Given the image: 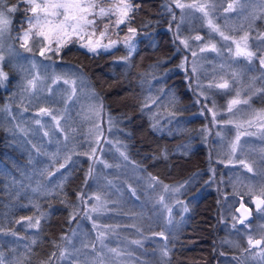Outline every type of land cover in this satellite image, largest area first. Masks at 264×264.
I'll return each instance as SVG.
<instances>
[{
    "label": "trees",
    "instance_id": "1",
    "mask_svg": "<svg viewBox=\"0 0 264 264\" xmlns=\"http://www.w3.org/2000/svg\"><path fill=\"white\" fill-rule=\"evenodd\" d=\"M7 1L8 5L17 6V12L10 13L11 28L17 33L26 30L28 17L33 15L28 10L29 5L18 3V0ZM106 2L108 0L99 3ZM126 3L132 7L125 22L121 23L118 28L113 22L119 19L120 9L111 10L108 15L102 17L90 16V19L95 20V24L88 26L82 33L60 38L58 50V44L51 45L50 57H55L59 63L66 64L67 67L82 71L91 86L100 93H98L100 98L108 105L118 122L116 127L118 136L122 141V148L127 153L130 165L140 178L144 175V178H152L155 182L150 188H157L156 183L159 181L182 180L183 182L186 180L187 188L180 191V197L184 200L186 209L191 213L190 215L188 213L184 226L178 228L176 225L175 229H167L157 219L158 215L145 212L139 205V200L143 199L139 180L134 181L132 178L122 176L120 180L123 186L118 199L110 186L102 192L110 204L106 209L112 208L114 213L119 215V225H121L120 229L113 228L112 231H108L110 226H106L107 244L114 245L118 234L119 238L124 239L125 229H141L143 236L152 234L154 239L142 244L144 246L142 254H138L136 249L137 257L130 254L133 263L224 264L221 259L222 252L225 256H230L232 249L225 245L223 240L244 247L239 235H243V232L236 229L224 230L223 227L217 225V218L212 214L214 210L212 194L199 195L195 198V193L201 188L198 187V182L200 180L207 182L204 173H201L197 179L194 177L193 184L190 182L192 172L201 170L200 166H195L201 162L202 154L198 150L206 138L201 124L209 119L200 114L202 107H199L197 101L187 94L178 82V78L171 77L166 83L169 97L178 100L176 104L166 105L164 103L166 100H171L166 98L167 93L164 96L158 92L154 93L157 89L154 80L160 63L164 62L167 67H172L177 60V55L173 54V48L176 43L180 42L173 30V25L179 19V9L175 8L172 0H126ZM93 11L97 12L96 9ZM193 16L195 18L192 23H199L197 13H193ZM180 17L183 18V13ZM189 17L191 18L190 15ZM259 19L263 20L264 17L260 16ZM218 23L222 24L220 21ZM129 28L135 29V32H130ZM224 29L226 31V27ZM103 30L110 38H117L121 32L128 33L133 48L127 56V62L120 60L126 54L123 44L97 54L81 47L82 36L85 39ZM198 32H201L202 36L220 42L216 34H206L205 26L192 27L190 31L192 34ZM85 42L84 40L83 43ZM2 64L8 76L5 80L6 86L9 77L16 74V70L14 66ZM261 67L264 66H261L260 62L258 65L253 62L246 70V75L234 73L230 76L232 72L230 71L227 76L232 81L244 78L242 83L249 81L257 84L258 88H253L252 93H257L256 100H259L258 104L264 109V69ZM255 73L257 76H254ZM174 75L175 73L172 74ZM205 84L208 85V82ZM166 88L162 85V90ZM221 89L220 97H223L226 95V89ZM3 97L4 93L0 91V234L3 236L0 239V245L5 264H59V242L62 240L64 242V238L75 233L79 226V223L73 226L74 222H71L80 209L76 199L77 193L86 186L91 191L99 192V182L96 178L99 179L101 174L91 177L86 182L82 169V157L84 158L88 151L89 143L86 141L82 155L80 153L73 155L72 168L66 174L59 171L52 180H47L46 169L34 165L30 133L23 135L18 129L21 125L19 119L32 121L31 113L25 111L15 114L14 109H10L9 114L1 113ZM208 107L214 110L213 106L208 105ZM159 117L166 123L165 130L160 125L162 122L157 123ZM120 128L125 130L124 134L120 135ZM23 130L25 131L26 128L23 127ZM209 134L212 136L213 132ZM184 150H186L185 153H183ZM101 167L106 168L107 164ZM110 168L113 167L110 165ZM262 174L263 172L258 171L254 176L256 181L259 177L258 188L259 192L263 191V195H260L261 200H264ZM10 180L16 184L14 191L16 195L13 193L14 196L12 194L9 196L7 189ZM60 181L65 183L64 186H57ZM128 186H131L133 190H130ZM26 208L31 209L30 221L34 222L39 219L37 227L33 230L25 229L24 224L17 220L18 217L25 216ZM82 209L84 213L82 211L79 213L80 222L85 223V204ZM257 211L255 221L260 231L255 233V239L261 241L259 245L262 246L264 245V206ZM133 213L142 220V228H136L131 223L132 226H128L129 217ZM255 213L256 211L253 213L252 220H254ZM187 228L191 231L192 240L196 241L194 244H190L191 241L186 239L189 235ZM4 229L7 232L4 233ZM94 232L92 228L87 230L84 226L81 234L85 243L88 244L91 241V239L87 241V238L93 237ZM79 245V243L75 244L76 248ZM83 248L86 252L82 258L75 256L74 262L96 263V259L86 255L87 246ZM258 258L259 251L251 259L246 260V263L258 264ZM235 260L240 261L238 257H235ZM101 261L103 258L97 257V262Z\"/></svg>",
    "mask_w": 264,
    "mask_h": 264
},
{
    "label": "rangeland",
    "instance_id": "2",
    "mask_svg": "<svg viewBox=\"0 0 264 264\" xmlns=\"http://www.w3.org/2000/svg\"><path fill=\"white\" fill-rule=\"evenodd\" d=\"M238 1L239 0H178L179 3L186 5V7L180 8L177 7V0H172L173 5H175V7L179 9V19L173 25V30L178 35V42L180 43L175 44V47L173 48V54L177 55L176 63H179L183 73L181 79L185 86L187 84L186 87H189L190 91L194 92L195 97H207L209 101L208 104L214 107L213 110L208 106H204L200 109V114L203 117L209 119V122L206 123L205 128H207L210 123L214 125L215 137L213 141L215 142V148L219 146V148L215 149L213 153L207 158L208 164L207 168L204 170V174H207L206 181L208 180V182H204L202 184L198 192L195 193V198H197L199 195L205 196L208 194H212L214 200V210L212 211V214L217 219L223 220L226 223L221 227L228 231H233L235 229H244L246 228V226H242L244 222H240L241 218L239 214L235 213L234 211L236 205L234 200L231 198H227L223 190V186L225 183H222V181H225V178L222 171L226 170V173L229 174V180L237 183L241 180L239 179L241 177V171L246 172L248 175H253L259 171L257 164H264V161H261L257 158L253 159L251 156H248L249 154H247V152H245V154L243 155L242 152V150H247L250 153L260 150L264 151V126L262 125L263 122L258 121L254 118L256 116H264V110L252 109L248 106V103L245 104L242 102L241 105H236V109L234 108L232 109V111H228V105L231 100L241 98L239 100L244 101L247 100V97L244 96L243 98L242 92H239V96L237 97V92L233 91H230L229 93L226 92V95L220 97V94L216 91L211 92V94H207V87L196 86L203 80L204 82H208V80L201 78V71L203 70L202 64L213 61V64H209L210 68H213V65H222L221 63L227 57H232V55L235 54L236 46H234L233 44L229 46L228 44L220 46V44H218L215 39L202 36L201 32L193 34L190 33V31H192V25L188 26L189 24H191V18L188 15V11L190 9H195V7H187V5H194L197 3L206 5V7H208V10L206 11H208L209 15L205 17L202 12L197 13V17H199L201 21L199 26L206 27L207 35L216 34L217 36H219V32L212 31V29L209 27V19L215 25H218L221 31V25L226 26V23L235 24V20H252V18L256 16H250V14L252 13L256 14V11H248L249 7L247 1H243L242 3H240L239 7L237 8L238 11L233 13V11L237 7ZM257 1L258 0H251L252 6L254 8H259V6L261 5L264 8V4H259ZM5 2L9 3L7 0H0V10H4L6 12L8 4ZM123 3H126V0H123ZM123 3L122 0H108V2L106 3H98L96 11H99V7H104L106 10L122 9ZM229 4L233 5V10L226 11ZM182 13L183 18L181 19L180 16ZM6 14L8 15L7 12ZM219 21L221 23L223 21V24L219 25ZM113 24L117 28L121 25V23L117 24L115 21L113 22ZM234 31L235 29L233 30V32ZM23 33L24 31H21L18 33V35H15V33L11 32L8 28V30L4 32L3 36L0 37V55L4 57L2 62L0 61V70H2L1 63H5L10 66L16 63V67L20 74V79L19 81H17V85L19 86V95L21 96V98H30L31 101L38 97H45L47 99H50L51 88L56 85H62L68 98L76 97L79 102L85 101L86 107H81L79 110L86 115H90L91 113H93L96 124L97 117L104 116V133L106 132L108 125L107 118H110V120L115 124L118 123L116 118L111 113H104V110L99 106L100 104L105 105V109L109 110V107L106 103L100 102L97 99L96 94L93 93L85 80L87 79V76L84 75L82 71L79 73L73 68L66 67V64H58V66H54L53 62L49 60L51 55L50 51H45V54L43 56L40 55V49L50 48L51 45L56 44L54 41H46L43 37L35 36L33 32L31 34V39L28 42V46L32 49V51L29 52L26 51L25 48L21 47L23 43ZM196 36H200L201 39H195ZM231 37L236 38V41L240 43L242 42L240 40L242 35L237 34ZM258 39L264 41V32L259 34ZM84 40L86 41L85 43H83ZM49 42L51 43L49 44ZM119 44H123V47L126 50L125 57L120 58V60L127 62V56L131 53L133 48L130 36H128L127 32H121L117 38L107 37L104 30L96 34H92L90 35V37H87L85 39L82 36L81 47L86 49L88 52L97 54L109 50ZM211 45L216 46V51L211 50ZM241 47H244L243 42L241 43ZM89 48H94L95 50L90 51ZM202 48L206 50L201 51ZM227 48L231 49V51H229L228 53ZM258 49L259 53L257 55V62H260V58L264 57V42L258 44ZM225 64H229L233 67V70L230 74L233 75L235 72L234 65L228 61H226ZM251 64V62L248 63L247 67L251 66ZM36 65H40L38 71L35 70ZM44 65L48 67V70L45 72V74H42L41 67L43 71L46 70V67ZM64 68L69 71V74L67 76L63 75L62 70ZM190 75H192L194 85L193 82L190 81V79H187L188 77H190ZM44 78L46 79L45 81L35 83V88H32L28 84L29 80H43ZM65 81H67V83H65ZM4 82L5 80L0 81L2 87H4ZM79 90L83 91L85 100H83L81 95L76 96ZM14 94L15 91L13 92L12 97L18 104L20 101L19 99L15 98ZM32 106L29 108V110L32 108ZM37 111L40 114V109H38ZM3 112L5 114H9V109L6 105L1 108V113ZM214 113L215 116L213 115ZM53 116L56 117L55 112H51V115H49V121L52 124L56 121V119H53ZM229 121L231 122L229 123ZM160 122H162V124H160L161 127L163 128V130H165L166 123L162 120L161 117L157 119V123L159 124ZM257 127L258 129H256ZM90 131L91 125H87L86 133L89 134ZM238 132L240 133V139L237 143L236 151L233 152L231 146L234 142H236V136ZM124 133L125 130L120 128V135ZM102 146L103 152H106L107 147H111L115 157L119 160L113 159L112 164L115 166V168H112V172H109L106 168H104L103 170L101 166L111 163V158L107 159L109 156L107 154H102L103 152H100L99 144L94 146L91 152L87 153L88 164L85 172V179L87 182L91 177L101 174V177L99 179L96 178V180L99 182L98 187L100 193L97 191L89 190L87 186L85 189L84 187L80 189L76 198L79 202L80 209L78 210L76 217L73 218L71 222L79 220V213L82 211L83 204H85V198H87V196H93L85 206V213L88 214L87 220H89L90 217L94 218L92 228L95 230V244L90 249L92 252V256L96 253V251H98V254L103 258V264H137L132 262V257L130 256V254L133 253H131L130 250L134 248L136 249L138 254H142V251L144 249V246L142 244H132L130 238H128L126 241H122L117 236L115 237V240L116 243L119 244V246L109 247L106 243V226H110L108 231H112L114 227H120L119 224H116L119 222L120 217L118 214L114 213V210L112 208H110L109 210L106 209V207L110 204L109 202H107L102 192L104 191V189H106L107 186H110L111 190L114 191L116 198L118 199L121 195V187L123 186L120 180L122 176H127L129 179L132 178L134 181L139 180L140 190L143 194V199L139 200V205L144 209L145 212H150L152 215L156 214L160 216L157 219H159L162 224L172 222L173 225H176L177 223L182 221L183 211L186 210L184 200L179 195L180 188L184 185L179 186L178 183H174L177 187L176 189H174L173 184H167V182L159 181L156 183V194V188H150L155 183L152 178L146 179L143 176H141L140 178L138 173L135 172V169L128 166V163L125 159L127 155L124 151V155H122L121 140L119 147L117 148L113 144L112 140L110 138L107 139L105 136L102 141ZM185 151L186 150H184L183 153H185ZM240 161H244L246 164L251 166L253 171L249 172L248 169L240 163ZM195 166L197 167L198 165L196 164ZM195 176L196 174H194V176L190 178V182L193 181V178ZM202 181L203 180H201L200 182ZM15 188L16 184L10 180V185L7 187L9 196H11V194L12 196H14L13 193L15 191ZM14 194L16 195V192ZM246 196L253 204V206H256L257 201L261 198L260 192L250 190H247ZM96 197H99L100 199L97 200ZM162 207H164L165 212L161 215ZM93 208L97 210L93 211ZM249 208L251 209L252 206H249ZM218 209H220V211H218ZM188 213L190 215L191 211H188ZM228 215L229 219H232L234 221V224L230 225V222L225 219V217ZM110 222H112L113 224ZM129 223L134 225L143 224L142 220L135 213L130 215ZM68 226H70V224ZM188 229L189 228H187L186 230ZM77 230L82 231L81 225L78 226ZM101 233L104 234L102 238H100ZM115 233L116 231L114 230L113 234L115 235ZM187 233L189 235L186 236V239L188 238V241H191L189 242L190 244H194V242L196 241L195 239L192 240L193 236L191 234V231L188 230ZM239 235L242 242L244 243V247L240 246V244H234L229 241L223 240L224 244L231 247L232 249V253H229L231 257L228 255L225 256L224 252H222L223 257L221 259L224 264H247L246 260L251 259L260 250V245L255 244V237L253 235H250L249 227L248 232L245 235ZM249 239L253 241L252 245L249 244ZM62 244L63 240L59 242V246H62ZM120 246H126V248L120 249ZM80 247L81 244L79 245L78 250ZM112 249L116 250L114 252L115 255L113 254ZM109 251L110 255L108 254ZM119 252L126 253L125 257H120ZM137 253L134 251V257H137ZM72 257V248H67L64 250L63 255H61V262L63 264H69V260L72 259ZM235 257H238L240 261L235 260ZM124 261H126L127 263H123Z\"/></svg>",
    "mask_w": 264,
    "mask_h": 264
},
{
    "label": "snow or ice",
    "instance_id": "3",
    "mask_svg": "<svg viewBox=\"0 0 264 264\" xmlns=\"http://www.w3.org/2000/svg\"><path fill=\"white\" fill-rule=\"evenodd\" d=\"M18 3H26L29 5V9L32 16L28 17V27L26 30H24L22 40L23 43L21 47L25 48L26 51L31 52L32 49L28 46V42L31 39V34L34 32L35 36L37 37H43L44 40L50 41L53 35H56L58 38L63 37H69L74 34L82 33L86 30V28L90 25L95 24L94 19H90V16H106L111 12V9H105L104 7H99L98 12H94L93 10L98 7V0H18ZM123 3V0H122ZM131 5L127 3H123V8L119 11V19L116 21L117 24L124 23L125 18L128 16L129 11L131 10ZM177 7L183 8L186 7V5L181 4L177 0ZM187 7H197L199 11H201L205 17L209 15L208 11H206V5L200 4V5H187ZM233 10V5L229 4L228 9L226 11ZM17 11V6L13 5L12 7H8L6 9L7 13H12ZM4 10H0V37L3 36L4 32L8 30L9 25L11 23L10 19L8 18V15L6 14ZM259 19L260 17H256ZM208 25L212 29V31L219 32L220 36L224 40L233 39L229 36H226L223 31H220L219 26L213 24V22L209 19ZM130 32H135V29L129 28ZM103 35V33H102ZM195 39L200 40V36H196ZM241 41H243L244 47H241V43L233 39V43L236 44V51L235 55L237 56H245L249 60L255 55V53L248 51V34L245 33L244 36L240 38ZM186 43V42H185ZM211 50L216 51V46L211 45ZM59 48V43L57 45V50ZM90 51H94V48H89ZM206 49L202 48L201 51H205ZM231 50V49H230ZM45 51H51V48H41L40 49V55H44ZM4 57L0 55V61H2ZM260 64L261 66H264V57L260 58ZM7 74L0 70V81L6 80ZM67 83V81H65ZM29 86L32 88H35V79L28 81ZM228 83H222L217 85V87L220 88H228ZM239 96V93H237V97ZM248 103L247 100L241 101L239 99H233L229 102L228 105V111H232L233 107L235 105H238L240 103ZM40 114L43 115H51V112L48 109H40ZM215 116V113L213 114ZM53 119L55 120L56 117L53 116ZM231 121H229L230 123ZM36 123H40L39 120L36 121ZM239 127V126H238ZM240 139V133H237L236 136V142L232 144V151L235 152L237 149V143ZM95 151V150H93ZM123 155V154H122ZM127 159V157H125ZM241 164L244 165L248 169L249 172L253 171L252 167L246 164L244 161H240ZM167 187V186H165ZM97 200H99V197H96ZM257 209L260 210L262 206H264V200H258L256 203ZM97 209L93 208V211H96ZM31 220V218H27ZM241 223L244 221L241 220ZM39 221H36V224H30L29 226H37ZM15 233H13L14 235ZM103 233L100 234V238L103 237ZM162 235V234H161ZM138 243V241H137ZM261 241L257 240L255 241L256 245H259ZM249 244L252 245L253 241L249 239ZM113 252H115V249H112ZM63 255V253H61ZM0 264H4V261L2 258H0Z\"/></svg>",
    "mask_w": 264,
    "mask_h": 264
}]
</instances>
